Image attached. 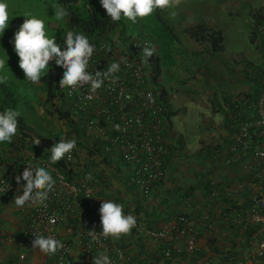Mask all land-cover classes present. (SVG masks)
I'll use <instances>...</instances> for the list:
<instances>
[{
	"label": "built area",
	"instance_id": "1",
	"mask_svg": "<svg viewBox=\"0 0 264 264\" xmlns=\"http://www.w3.org/2000/svg\"><path fill=\"white\" fill-rule=\"evenodd\" d=\"M259 29L264 30V25ZM95 45L97 51L90 62L89 71L106 70L109 64L120 62L121 56L128 60L130 66L121 63V71L116 74L119 77L117 82L106 81L91 100L86 99L90 91L88 88L73 92L59 86L58 92L63 94V99L60 97L63 103L59 106L66 105V110L70 111L77 126L71 135H68L69 130L64 131L63 137L85 143L84 146L77 143L76 149L71 153V160L67 155L62 160L69 168L77 170L86 168L87 161L82 157L83 149L90 159L94 156L101 159L110 157V167L115 171H118V166L122 167L121 170L128 174L130 183L144 197H149L155 187L166 179L167 164L172 153L167 130L169 108L162 99L161 91L154 86L156 82L152 79L150 62L142 63V45L155 49L156 45L147 38L134 36L120 37L118 40L104 39ZM260 50V66L257 68L263 75L260 90L255 97L235 101L231 118L237 121V131L227 139L228 153L252 155L255 166L259 169L255 173V179L264 178V171H260L264 169V39ZM154 56L156 57V51ZM61 69L63 75L65 70ZM116 125L120 126L119 131L116 130ZM41 147L48 152V156L37 158V165L53 171L56 184L46 202V208L28 204L22 208L26 212L28 225L17 243L21 248L19 260L26 261L31 254L39 252L50 264H93V258L106 250L114 264H139L128 257L126 249L118 240L111 237L105 239L103 235H98L96 241L91 239L88 231L102 232L99 209L103 200L95 193L87 173L69 178L51 163L52 147L44 141ZM90 151L94 153L90 154ZM232 161V157L225 159L227 165ZM4 170L0 165V197L12 200L17 194H23L22 188L26 181L21 180L17 184L15 177L11 178ZM210 186L213 196L222 194L230 201H235L236 205H242L236 192H226L214 181ZM244 199L249 203L253 214L250 218H245L239 212L236 221L247 230L251 225L264 222V185L259 184L258 190ZM74 212L80 224V242L83 244L84 255L77 254L73 241L60 233V227L68 224L69 215ZM128 214L137 218L134 231L138 237L148 236L163 246L164 259H173L177 254L183 264H189L181 257L183 249L190 255L200 252V245L196 241L197 222L194 218L181 215L169 224L143 227L134 212ZM51 217L56 219L54 224L50 223ZM34 233L51 235L61 240L65 248L55 255H46L38 248H32ZM183 236H186L184 248H176L174 242ZM254 238L257 243L254 254L256 261L264 258V236L257 237L254 234Z\"/></svg>",
	"mask_w": 264,
	"mask_h": 264
},
{
	"label": "crops",
	"instance_id": "2",
	"mask_svg": "<svg viewBox=\"0 0 264 264\" xmlns=\"http://www.w3.org/2000/svg\"><path fill=\"white\" fill-rule=\"evenodd\" d=\"M223 33L226 42V32ZM89 40L93 44L101 41ZM155 45L158 56L159 46L156 43ZM226 47L225 44L224 52ZM194 52L200 53L201 50L196 48ZM203 54L207 55L204 59L208 64L201 66L198 73L189 77L197 79L195 81L199 84L195 89V123L190 138L175 126L174 117L180 108L175 106L168 94L174 112L167 124L172 153L167 164L166 179L155 187L149 197H144L130 183L129 176L122 172V167L118 166V171L110 167V157L101 159L94 156L90 159L84 149L82 157L87 164L90 161L96 167L95 172L89 175L95 193L102 200H112L124 205L125 214L134 212L143 227L169 224L181 215L194 218L197 222L196 241L201 249L199 254L188 253L187 257H182L189 264H264V258L255 261L254 257L257 245L254 234L257 237L264 236V222L244 230L236 221L239 212H242L245 218L252 216V209L244 198L258 190L259 184L264 185V178H254L259 169L255 166L252 155L227 152V139L237 131V121L231 118L234 103L242 98L250 99L257 95L256 79L248 68L241 69L238 54L236 57L231 55L230 58H221L219 55L222 53L213 55L208 46ZM244 74L255 84L241 86L240 80L244 78ZM62 127L64 129V126ZM32 139L36 140L35 137ZM191 139L196 141V146L191 147ZM15 140H19L20 145L16 144V149L4 148L3 153L7 151L9 156L6 157L5 164L0 163L11 178L22 175L26 167H32L28 159L37 158L39 153L34 150L33 141L28 140L22 144L20 137ZM42 142L41 139L40 144ZM227 157L233 159L229 165L225 163ZM9 162L12 167L7 168ZM260 171L263 172L264 169ZM212 181L226 192H236L242 205H236L235 201H230L222 194L213 196L210 186ZM113 188H116L115 191ZM81 203L82 200L79 201V204ZM27 225L26 212L15 205V200L0 197V241L6 235H9L10 243L12 240H19ZM60 233L73 241L77 254L84 255L76 212L69 215V222L60 227ZM118 241L126 249L128 257L139 264H183L178 256L164 259L161 245L148 236L138 237L134 229L131 235ZM185 242L186 236H183L173 245L176 248H184ZM4 248L0 247V252L7 256V252L11 251ZM36 255L39 257L32 256L25 262H20L16 254L8 258L1 257L0 264H50L42 253L38 252Z\"/></svg>",
	"mask_w": 264,
	"mask_h": 264
},
{
	"label": "rangeland",
	"instance_id": "3",
	"mask_svg": "<svg viewBox=\"0 0 264 264\" xmlns=\"http://www.w3.org/2000/svg\"><path fill=\"white\" fill-rule=\"evenodd\" d=\"M89 1L94 4L98 2L97 0ZM6 2L9 4L11 15L9 27L4 34L0 33V58L9 56L6 71L10 79L7 83L0 84V111L5 108L19 111L20 116L33 129L34 137L41 138L43 141L48 142L49 146L53 147L60 142V138L64 136V131H68L69 127L65 121L61 122L62 124L60 123L61 119L57 114L50 113L54 106L46 102V90L43 81L41 80L39 84H34L26 80L24 72L19 67V57L14 50L13 43L10 41L13 40L15 32L26 19L23 16L26 12H32L46 21L49 35L56 36V41L61 45L62 50L66 47L65 33L69 30L83 33L91 40L100 41L104 39L81 29H73L68 17L62 21L55 20L53 5L62 4L54 0H6ZM76 9L79 14L86 16L89 12V5L86 0H80ZM98 9H101V6ZM158 12L164 20L173 25L177 35L176 38H172L170 33L167 34L163 30L162 22L157 16ZM172 12H175L176 15L172 16ZM260 14L264 16V0H181L178 7L164 10L157 9L147 18H138L136 23L122 18L119 21V27L112 35L113 38L118 40L123 32V37L126 38L133 36L144 37L156 44L164 43L166 50L161 53L159 60L160 77L154 86L157 90L165 89L172 97L175 106L180 108L174 117V123L184 135L189 137L195 123V98H197L195 89L199 85L195 81L197 79H190L189 77L198 73L201 66H206L208 63L204 59L207 58V55L203 54L205 53L206 45L204 47V45L196 42L187 32V28L206 22L210 26L225 31V44L227 47L226 51L222 52V54L220 53L221 55L219 56L221 58L225 56L230 58L231 55L236 57L238 54L241 69L248 68L251 74L255 75L257 68L260 66L261 42L264 39L263 34L254 33L257 16ZM196 48L201 50V52H194ZM158 55H160L159 52ZM228 65L231 66L229 63ZM46 74L54 78L59 76L62 79L63 77L62 69L55 64V61H50L49 69L44 75ZM254 84L252 80L245 77V74L244 78L240 80V85L244 87ZM7 95L10 96L11 100H6L8 98ZM56 102L57 106L63 103L60 97L57 98ZM181 104L184 105L181 106ZM64 108L66 109V105ZM62 126H64L65 130ZM17 137L15 136V138ZM15 138L13 139L15 140ZM18 141L15 140L17 146L20 145ZM196 145V141L191 139V147ZM4 148H9L7 142L0 143L1 164H5L6 157L9 156L7 151L3 153ZM14 148L16 149L17 147L12 146V149ZM6 167L10 168L12 164L9 162ZM115 189L113 188L112 190L115 191ZM8 236L6 235L4 239H1L0 247L2 249L5 247L4 249H8L11 252H7V256L0 252V259L1 257L8 258L15 254L18 256L21 252V248L17 244L18 240H12V243H10ZM36 254L38 253L31 254L26 261L32 256L38 258L39 256Z\"/></svg>",
	"mask_w": 264,
	"mask_h": 264
},
{
	"label": "clouds",
	"instance_id": "4",
	"mask_svg": "<svg viewBox=\"0 0 264 264\" xmlns=\"http://www.w3.org/2000/svg\"><path fill=\"white\" fill-rule=\"evenodd\" d=\"M101 6L106 10L108 17L113 22H118L122 18L136 23L138 18L144 19L151 16L157 9L164 10L178 7L181 0H100ZM54 18L62 21L70 16L67 7L55 4L53 5ZM9 4L6 0H0V33L5 32L9 27L10 21ZM172 16L176 13L172 12ZM26 17L19 29L15 32L13 40L14 50L19 57V67L25 74L26 80L34 84H39L42 76L48 71L50 61L65 71L59 82L60 88L71 89L73 92L82 88L90 89L86 99L91 100L100 90L105 82L115 83L119 79L116 75L121 71V63L128 65V60L121 56L120 62L109 64L106 70L89 71L91 69V60L97 51L96 45L91 43L89 38L73 30L65 33V45L63 48L56 41V36H50L47 30L46 21L39 18L32 12H26ZM12 20V19H11ZM156 49L154 47L142 45V63L149 61L154 56ZM9 56L0 58V84L7 83L10 79L6 71ZM151 96V93H149ZM20 112L12 108H5L0 111V143H11L19 130ZM120 130V126H115ZM33 143L39 144L38 139ZM77 147L76 139L61 137L60 142L56 143L50 150L51 163L55 164L62 160L66 155L71 160V153ZM91 177H88L90 179ZM16 183L21 180L26 181L23 185V194H17L14 197L15 205L23 208L26 204L29 206L47 207L49 195L53 192L56 184L52 172L48 167L28 166L22 175L15 177ZM102 232L95 230L88 231V235L93 241L98 240V235H103L105 239L111 237L119 240L124 236L131 235L134 228L137 227V218L132 214H125L124 205L112 200L103 199L99 209ZM54 217L50 218V223H55ZM35 239L32 241V248H38L46 255H55L58 251L65 248V244L49 235L34 233ZM93 264H114L107 251H102L93 258Z\"/></svg>",
	"mask_w": 264,
	"mask_h": 264
},
{
	"label": "trees",
	"instance_id": "5",
	"mask_svg": "<svg viewBox=\"0 0 264 264\" xmlns=\"http://www.w3.org/2000/svg\"><path fill=\"white\" fill-rule=\"evenodd\" d=\"M56 2L61 3L63 6L67 7L70 16L68 17L70 20V24L73 28L81 29L84 30L92 35H96L97 37H101L103 39H109L113 40L112 38V33L115 32L117 27H119V21L118 22H113L110 17H108L106 10L101 6L100 0H97L95 4L92 3L89 0H86L88 5H89V12L87 13L86 16H82L79 14L77 11L76 7L79 4L80 0H54ZM101 6V9H98V7ZM160 10V9H158ZM162 22L163 25V30L167 34H171L172 38H176L177 35L175 33V28L173 25L169 24L167 20H164L162 18V15L158 12L157 15ZM264 25V16L263 15H258L257 16V21L255 23V30L254 33H260L264 35V30H260L259 27ZM187 32L189 35L199 44L201 45H206L208 46L209 51L213 55H219L220 53L224 52L225 50V37L223 30L220 28H216L213 26H210L206 22H201L196 26L188 27ZM123 32L121 34V38L123 37ZM155 43V42H154ZM159 46V54L158 56H152L149 59L150 66H151V71H152V79L154 82L158 81V78L160 77V69H159V60L161 58V53H163L166 50V46L162 42L158 44ZM254 78L256 79V93L259 92L260 90V79L263 77L262 74L259 73V69H257L256 74L254 75ZM41 80L43 81L45 85V90H46V101L48 103H51L54 106L53 110H50L51 114H57L59 118L63 121L66 122V124L69 127L68 135H71L73 130H76V122L72 119L71 113L69 110L64 109L63 106H56L57 102V97H61L63 99V94L58 92L59 89V76H56V78L52 77L49 74H46L42 76ZM162 99L165 101L167 107L169 108L168 111V118L171 119V116L173 115V106L172 103L169 99L168 93L165 89L160 90ZM6 100H11L7 95ZM19 135L22 144H25L28 140L34 141V132L33 129L25 122L24 118L19 116ZM17 136V135H16ZM15 138V137H14ZM35 139H37L35 137ZM39 141L41 138L38 139ZM79 145L84 146L83 141H77ZM47 145H49L48 142H46ZM9 147L16 146L15 140L13 139L11 143H8ZM33 148L34 150L39 151V155L37 154V158L41 157H47L48 152H46L42 147L41 144H35L33 143ZM93 151H90V154H93ZM37 158L33 157L28 159L30 163L34 166L37 167ZM53 166L60 172L64 173L67 175L69 178H71L73 175H79L80 173H87L88 175L92 174V172H95V165L92 164V162L89 161V163L86 165L85 169H77L73 170L68 167V165L63 161H59ZM52 172L53 177L55 176L54 172ZM163 248V246H161ZM186 253V254H185ZM199 254V253H198ZM19 256V254H18ZM17 258L19 259V257ZM177 254H175V257ZM188 252L183 249L182 251V256L181 257H187Z\"/></svg>",
	"mask_w": 264,
	"mask_h": 264
}]
</instances>
